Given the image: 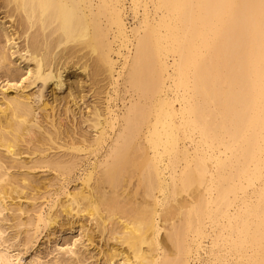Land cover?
<instances>
[{
  "label": "bare ground",
  "instance_id": "6f19581e",
  "mask_svg": "<svg viewBox=\"0 0 264 264\" xmlns=\"http://www.w3.org/2000/svg\"><path fill=\"white\" fill-rule=\"evenodd\" d=\"M0 5L28 73L0 99V214H27L24 246L69 224L109 241L100 263L264 264V0ZM0 264L23 262L0 242Z\"/></svg>",
  "mask_w": 264,
  "mask_h": 264
},
{
  "label": "rangeland",
  "instance_id": "374dc122",
  "mask_svg": "<svg viewBox=\"0 0 264 264\" xmlns=\"http://www.w3.org/2000/svg\"><path fill=\"white\" fill-rule=\"evenodd\" d=\"M8 8L0 5V21H5L6 28H9V31L15 30L17 24L16 22L11 21L10 17H6L8 14ZM0 26V52L5 50L11 56L12 67L15 69L16 77L6 73L7 70L0 68V99L5 95L3 92L9 94V96L15 95L19 91L23 79L28 76L27 70L21 69L19 65L21 60H17L16 56L12 55L9 42L6 36L5 28ZM21 46L25 44L24 38L17 40ZM18 43V45H19ZM17 45V46H18ZM18 57V56H17ZM22 75L19 78V75ZM73 82L76 87V92L80 88L79 78L73 76ZM12 86V87H9ZM68 90H65L61 96H65ZM89 93L87 100L80 102V106L83 109L87 108V104L93 100V96L88 90ZM59 93V92H58ZM28 156V155H25ZM24 170V169H23ZM40 170V169H39ZM42 170V169H41ZM43 173H39L38 176H41ZM51 173H44L43 175H50ZM25 200V199H23ZM18 216L27 220V214L22 213L21 211L16 210H6L0 214V226L4 230V234L0 235V242L5 245H10L12 250L16 254L20 253L22 257L23 264H126V262H115V263H105L104 260L100 263L99 258L101 257V251L103 248L110 246L109 241L102 242L100 237L95 241V245H91L89 248L85 246L88 242L85 241L84 232L86 231L80 226L76 228H69V224L65 225V231L62 229H57L52 234H47L45 231L37 243L29 246L23 245V239L26 237V233L19 234L25 226H19ZM76 243V244H75ZM112 243V242H111ZM73 248L77 254L72 252H67L68 249ZM83 256L86 257V260L79 263L77 257Z\"/></svg>",
  "mask_w": 264,
  "mask_h": 264
}]
</instances>
